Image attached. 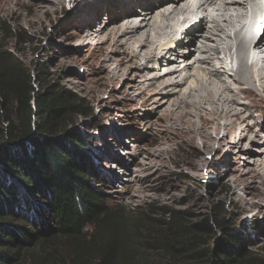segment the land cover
Instances as JSON below:
<instances>
[{"label": "trees", "instance_id": "16d2710c", "mask_svg": "<svg viewBox=\"0 0 264 264\" xmlns=\"http://www.w3.org/2000/svg\"><path fill=\"white\" fill-rule=\"evenodd\" d=\"M93 115L0 47V264H264L244 251L228 205L200 221L150 204L111 208L79 121Z\"/></svg>", "mask_w": 264, "mask_h": 264}, {"label": "rangeland", "instance_id": "374dc122", "mask_svg": "<svg viewBox=\"0 0 264 264\" xmlns=\"http://www.w3.org/2000/svg\"><path fill=\"white\" fill-rule=\"evenodd\" d=\"M38 1L42 0H26L24 6L16 4L17 0H0V47L11 53L19 62L31 70L36 71L38 69L39 72H45L50 78L56 79L91 105L94 111L93 117L89 119L80 118L79 121L82 132L88 135L92 143V153L96 158L97 169L99 170L98 186L109 206L113 209L124 208L129 210L143 208L150 204L153 205V210H159L162 207L179 210L187 212L190 219L200 221L217 213V209H222L223 205H228L230 207H226L225 211L231 214L229 220L237 225V231L241 234L245 244L244 251L264 260V206L256 205L245 210L242 200L249 198L247 189L243 185H236L232 178H227L225 175V164L228 162L232 168L231 176L245 175L248 183L251 184L253 180L250 175H253L256 169L261 168L260 162L256 161L245 167L243 164H248V162L246 159H241L245 156L232 153L228 147L220 149V146L216 144L209 154L210 156L206 158V167H201L199 144L189 145L185 149L174 145L171 148L172 153L170 151V155L165 156L169 167L162 171L157 170V164L154 165V162L151 161L154 159L151 154L152 151L163 147L160 143L164 137L163 133H165L162 125L173 110V106L169 105L170 101L165 103L163 107H159L161 100L158 99L165 97L164 91L157 90L153 97L154 100L148 104H145L149 97L148 94L142 95L141 92L147 88L155 89V87H151L152 82L148 79L152 75H162L165 70L160 72L156 63H148V68L138 71L137 67L146 63L144 60L139 64H130L127 74L120 77L115 83L108 81L106 85L103 84L104 81L99 80L100 76L106 72L117 73L114 62L113 65L111 61H104L106 56L109 55L112 58L120 56L119 53H112L110 42L99 35L104 26L103 22L97 23L93 27L95 29L94 36L89 38L85 42L86 44L82 45L76 39L77 35H82L86 30L79 23V14L83 11L89 13L92 9L91 6L99 0L73 2L65 0L64 6L60 8L57 14L50 13L47 16H42L43 18L39 16L42 23L36 21L35 13H33L36 7L32 4H37ZM128 1L122 0V3H128ZM104 14L102 13L101 16ZM76 19L78 22H75ZM200 21L198 18L188 21L186 27L179 28L180 33L197 28ZM19 34L23 35V38L24 36L30 37L32 43L24 44L19 39ZM98 35L100 37L96 38ZM178 36L180 38V35ZM185 36L186 33L182 37ZM231 36L232 52L222 54V59L225 60L222 64L225 68L223 70L229 72V75L225 76L227 85L231 84L229 81H232L231 68L235 70L238 67L236 47H234L236 40L233 39V33ZM176 39L178 38L163 39L161 45L174 44ZM117 47L120 48L121 44H117ZM199 48L200 46L193 43L189 46V51L185 50L184 52L188 53L191 50V54L197 55ZM193 61L194 59L190 62ZM108 64L110 65L108 66ZM249 64H251L250 61ZM184 68L185 65L182 63L177 66L179 75L185 74ZM188 72L192 74L194 71L189 70ZM136 75L141 76L138 79L143 81L140 84V90H134L130 84ZM212 78L217 79L218 77L215 75ZM168 90L172 91L170 100L173 101L174 98L183 95L181 92H183L184 87L175 88L171 86ZM236 101L250 108L249 114L252 115L250 123H254V131L263 129L264 111H261V107H264V101L262 106L252 104L251 101L244 100L242 95H237ZM246 115L247 113H245ZM242 130L231 141H239L238 138L242 135L246 137L243 142L249 143V138L253 135L248 134L244 128ZM118 133L122 138L121 141ZM259 141L262 145L264 136L260 137ZM230 146L236 145L231 144ZM259 146H251V148L256 151L264 150V146ZM112 157L124 160L130 165L131 172L126 171V167H118L116 160ZM133 159L147 163V167L151 165L150 172H153V174L150 172L145 174L149 177L144 179L143 186L146 191L143 197L138 194L133 196L132 193L126 192L128 187L129 189L132 188L131 184H133L132 181L127 180H131L134 173L139 171L138 167L132 165ZM112 175L119 178L118 188L117 182H113ZM125 185L130 186L125 188ZM262 189L264 188L262 187ZM234 196L239 199L236 200ZM260 206L262 207L260 208ZM259 210H263V212L258 213ZM217 238L214 240L216 241ZM214 240L212 245L215 244ZM150 257L155 262L161 260V256L156 258L151 255ZM173 264H184V261L177 257L173 260Z\"/></svg>", "mask_w": 264, "mask_h": 264}, {"label": "bare ground", "instance_id": "6f19581e", "mask_svg": "<svg viewBox=\"0 0 264 264\" xmlns=\"http://www.w3.org/2000/svg\"><path fill=\"white\" fill-rule=\"evenodd\" d=\"M25 1L17 0L16 4L24 5ZM73 1L78 0H70V2ZM64 3L65 0H42L32 4L36 7L33 12L36 21L42 23V16L50 13L57 14ZM255 5L256 0H129L125 4L122 0H99L91 6L89 13L82 10L83 12L79 14V23L86 30L82 35L76 34V39L83 45L94 36L93 27L103 22L104 26L99 35L110 42L112 53L120 54L117 58L107 55L104 60L111 61L112 64L114 62L117 71V73L106 72L100 76L99 80L104 81L105 85L108 81L115 83L127 74L128 67L132 63L139 64L146 61L143 66L137 67L138 71L148 68V63H156L160 72L165 70L162 75H152L148 79L152 82L151 87L155 89L147 88L141 92L142 95L148 94L149 97L145 102L148 104L154 100L157 90L164 91L165 97L158 99L161 100L159 107H163L170 101L169 105L173 106L170 115L164 120L165 123L162 122L165 133L160 143L163 147L152 151L151 154L154 156L151 161L154 165L157 164V170L162 171L169 167L165 156L170 155V151L172 153L171 148L174 145L185 149L189 145L199 144L201 167H206V158L210 156L216 144L220 146V149L228 147L232 153L245 156L241 158L248 162L243 164L245 167L256 161L260 162L261 168L250 175L253 180L251 184L248 183L245 175L231 176V165L228 162L225 164L227 178H232L236 185H243L247 189L249 198L242 200L245 210L256 205L264 206V189H262L264 188V150L256 151L251 148V146H264V143L261 145L259 141V138L264 136V127L262 126L263 129L260 131H254V123H250L252 117L249 114L250 108L236 101L237 95H242L244 100H249L256 105L262 106L264 101V33L259 37L252 31L245 32L250 21L249 15L253 12ZM102 13H105L104 16H101ZM195 18L201 20L199 26L180 33L179 28L182 29L188 21ZM75 22L78 20L76 19ZM256 23L255 19L254 24ZM184 33L186 36L182 37ZM231 33L236 40L234 47H236L238 67L235 70L231 68L232 81H229L231 84L227 85L225 76L229 75V72L223 70L222 64L225 60L222 59V54L232 52ZM99 35L96 38L100 37ZM171 37L178 38L174 44L161 45L163 39ZM193 43L200 46L197 55L191 54V50L185 53L184 51H189V46ZM117 44H121V47L118 48ZM192 59L194 61L191 63ZM181 63L185 65V74L179 75L177 66ZM189 70L194 72L191 74ZM215 75L217 79L212 78ZM136 76L130 84L134 90H140V84L143 81L138 79L141 76ZM171 86L184 87L181 92L183 95L177 96L178 98H174L173 101L170 100L172 91L168 90ZM150 92L151 95H149ZM261 111H264V107H261ZM245 113H247L246 116ZM243 128L248 131V134L253 135L249 138V143L243 142L246 137L242 135L238 138L239 141H231L243 131ZM118 137H120L119 133ZM119 139L121 141L122 138ZM231 144L236 146H230ZM112 158L116 160L118 167H126V171L131 172L130 165L124 160ZM132 165L138 167L139 171H137L138 174L134 173L131 180H127L132 181L133 184H131L132 188L128 187L126 192L143 197L146 191L143 186L144 179L149 177L145 174L150 172L151 165L147 167V163L137 159H133ZM150 173L153 174V172ZM112 178L113 182H117L118 188L119 178L115 175H112ZM127 186L130 185H125V188ZM236 196L234 197L238 200ZM260 212L262 213L263 210L258 211Z\"/></svg>", "mask_w": 264, "mask_h": 264}]
</instances>
